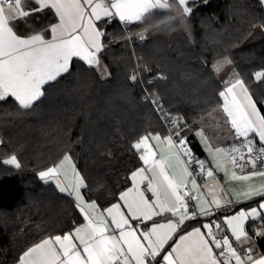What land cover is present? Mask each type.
Listing matches in <instances>:
<instances>
[{
	"label": "trees",
	"instance_id": "trees-1",
	"mask_svg": "<svg viewBox=\"0 0 264 264\" xmlns=\"http://www.w3.org/2000/svg\"><path fill=\"white\" fill-rule=\"evenodd\" d=\"M189 6L192 11L182 17L163 10L143 22L104 24L106 47L100 58L109 77L74 60L70 74L45 86L46 95L31 108L19 107L11 97L0 101V264H16L29 247L84 223L75 199L40 179L41 171L69 155L84 179L85 200L103 210L118 201L131 186V173L143 166L141 152L133 148L137 139L149 132L168 133L152 104L142 100V85L129 79L134 71L144 81L153 79L149 88L158 92L164 108L183 117L187 127L182 135L197 159L206 157L195 135L198 121L222 105L218 93L223 86L212 70L214 63L225 58L232 62L264 115V82L254 76L264 70V40L249 41L257 29H264L263 4L195 0ZM57 20L53 11L45 10L12 26L17 35L28 37ZM50 34L45 32V38ZM13 155L19 168L3 163ZM252 230L250 223L251 235ZM255 245L264 253V238H255Z\"/></svg>",
	"mask_w": 264,
	"mask_h": 264
},
{
	"label": "snow or ice",
	"instance_id": "snow-or-ice-1",
	"mask_svg": "<svg viewBox=\"0 0 264 264\" xmlns=\"http://www.w3.org/2000/svg\"><path fill=\"white\" fill-rule=\"evenodd\" d=\"M174 2L184 15L192 11L187 6L190 0ZM29 3L36 7L27 8ZM261 3L264 4V0ZM171 8L170 0H0V101L13 97L19 107L31 108L46 95L45 86H51L62 74H70L74 58L90 68L102 67L100 57L106 47L102 39L106 36L104 24L117 17L125 25L143 22ZM45 10L53 11L58 18L57 23L45 30L51 33V39H45V32L28 37L17 35L12 26L15 20ZM139 38H144L143 33ZM231 63L225 58L223 62L214 63L212 70L218 73L222 64ZM147 70L146 67L141 69ZM103 71L106 73V67ZM254 76L264 82V70ZM129 79L142 85V100L151 103L159 113L168 135L162 137L149 132L137 139L133 148L141 152L139 159L144 167L131 173L132 186L119 195L118 202L103 210L95 201H86L81 195L86 185L69 155H64L58 166L41 171L40 179H56L60 186L61 172L67 179V169L71 170L74 182L67 188L60 186V191L71 189L69 195L75 197L86 223L29 247L19 257L18 264H264V253L254 254L255 238H264V184H249L239 194L244 200L261 197L256 207L241 208L219 219L214 218L217 210L235 207L239 201L229 199L222 205L215 195L207 201L195 194L197 176L206 175L215 180L217 169L227 174L225 160L241 172L246 167L252 169L249 175L241 176L233 171V179L247 181L254 176L264 177V170H260L264 168V115L245 81L235 74L224 82L223 90L218 93L223 98L225 122L234 130V136L228 148L213 150L208 146L211 162L215 164L213 169L192 153L186 135H182L187 127L181 123L183 117L173 116L164 108L158 92L149 88L153 79L144 81L136 71ZM197 135L206 141L203 131ZM152 140L176 151L169 153L167 159L163 154L158 156L153 150L158 145L151 144ZM173 157L182 159L180 178L169 170L167 161ZM3 163L16 168L21 166L14 155ZM193 165L198 171H189ZM188 184L194 194L186 199L182 189ZM220 192L223 194V189ZM193 200L197 203L191 204ZM153 217L170 218L165 223H157ZM201 217L207 219L199 227L184 231L186 222H199ZM147 222H152L151 227ZM246 222H252V235L246 230Z\"/></svg>",
	"mask_w": 264,
	"mask_h": 264
},
{
	"label": "crops",
	"instance_id": "crops-1",
	"mask_svg": "<svg viewBox=\"0 0 264 264\" xmlns=\"http://www.w3.org/2000/svg\"><path fill=\"white\" fill-rule=\"evenodd\" d=\"M193 1H195V0H190V2H193ZM259 1L261 2V0H259ZM187 6L190 7L189 4ZM263 6H264V4H263ZM170 10L174 13V15H177V16L178 15H184L182 8L178 4H176L175 2L172 3V8ZM113 20H117L118 22H120L118 17L114 18ZM57 22H58V20H57ZM49 39H51V34H50V38ZM260 40H264V29H257L253 33L251 38L249 39L250 42H257V41H260ZM74 60H80V59L79 58H74L73 61ZM216 74H217V77L219 78L222 86L224 87V82L229 80L230 78H232L235 74H237V72H234L233 68H231L230 66L226 65V66H222L220 71L218 73H216ZM62 75H64V74H62ZM11 98H13V97H11ZM222 105H223V98H222ZM222 105L220 106L221 111H222ZM197 133H198V131L195 133L196 138H197V140H198V142H199V144H200V146H201V148L204 151V154L206 156L205 158H202V159H199V160L206 161L207 167L214 169L215 168V164H213L211 162L212 161V156L209 154L208 149L206 147H204V145H203L202 141L199 139ZM166 135H168V133L165 134V135H161V136L163 137V136H166ZM150 143L153 144V145H158V147H155L153 150L157 153L158 156L160 154H163L165 159H167V157L169 156V153H174L176 151L175 148H169L165 143H160V142L155 141V140L150 141ZM230 145H231V143H227L226 145L223 144V143H220V145H215V146H220L222 148H228ZM167 162L170 165V169H169L170 172L174 176H176L177 178H180L183 175V162H182V159L181 160H177L176 158L173 157L170 161H167ZM142 163H143V161H142ZM142 167H144V164H143ZM224 167L227 169V174L225 173V171L217 169V170L214 171L215 180L209 179L206 175H204L203 177L198 176V178H199V181H197L198 188H197V191H196L195 194L197 196L201 197L202 199H206L207 201H211L213 199V196L215 195L216 198L221 200L222 205L229 199H231L233 201H239V203L235 204V207H222L219 210L221 218L224 217V216H230L233 212L238 211L241 208L246 209V210H250L251 208L256 207L257 206V202L261 200V197H254L252 200H244L242 195H239V194H241L244 190H246V186L249 185V184L256 185V186L264 184V177L254 176V177H251L247 181H245V180H236V179H233L232 176H231V173L233 171L236 172L237 176H241V175H249L250 172L252 171V169L250 167H246L243 170V172H241L238 168H233L231 163L228 162L227 160L224 161ZM66 168H67V166H66ZM193 169H194V171H198V169L196 168L195 165H193ZM189 171H190V169H189ZM61 174H63V171L61 172ZM131 186H132V182H131ZM141 187H143V186H141ZM186 187L190 188L191 191H192V188H191L190 184H188ZM186 187H184V188H186ZM184 188L182 189V193L185 196ZM220 189H223V194L220 192ZM192 193H193V191H192ZM148 195L150 196L151 194L149 193ZM185 198L187 199L186 196H185ZM117 202H115V203H117ZM196 203H197L196 200L191 201V204H196ZM191 204H190V207H191ZM237 207H240V208L238 210H235V208H237ZM155 218H157V217H153V220ZM168 218H170V217H168ZM214 218H216V217H214ZM206 219L207 218L201 217L199 222L194 227H199L200 223L204 222ZM165 222H166V219L163 220V221H159L157 223H165ZM192 222H194V221L186 222V225L184 227V231H191V229L193 228V227L192 228L190 227ZM84 223H86L85 220H84ZM147 223H149V222H147ZM250 223H252V222H246V230H247V232H248V225ZM149 227H151V224H149ZM180 234H183V232H181ZM248 234H249V232H248ZM249 235H251V234H249ZM256 253H259V250H257L256 245L254 244V254H256ZM16 264H18V262Z\"/></svg>",
	"mask_w": 264,
	"mask_h": 264
},
{
	"label": "rangeland",
	"instance_id": "rangeland-1",
	"mask_svg": "<svg viewBox=\"0 0 264 264\" xmlns=\"http://www.w3.org/2000/svg\"><path fill=\"white\" fill-rule=\"evenodd\" d=\"M182 16H185V15H178V16L174 15V17H182ZM125 33H126V38L128 40H130L131 39L130 31L126 30ZM223 61L224 60H222L220 62H223ZM226 65H228L231 68H233L231 66V64H222L221 67L222 66H226ZM101 66H102L101 68H97V70L100 72L101 76L103 78L109 77V73H108L107 69H106V73L103 71V68L105 66L103 65L102 62H101ZM233 70H234V68H233ZM234 72H236V71L234 70ZM149 104H151V103H149ZM226 119H227V117L221 111L220 107L215 108L213 111H211L210 113L206 114L205 116H203V117H201L199 119V121H198L199 128L196 130V132L197 131L198 132L203 131L204 136L206 137V141H203L200 136H198V137L202 141L204 147H206L208 149V146L211 145L213 150H214L216 147H220V146H215V145H220V143H223L225 145L227 143H231L232 144L234 131L230 129V124L225 122ZM71 162L75 166L76 171L78 172L75 163L72 160H71ZM58 179L60 181V186H63V187H66V188L68 187V185L70 183L74 182V178L72 176V172H71L70 169H67V179L65 178L64 173L59 175ZM44 182L53 183L60 190V186L57 185V180L56 179H47V180H44ZM82 189H81V195H83ZM70 190L71 189L68 188V190H66L65 192H62V193L69 195V191ZM72 197L75 199L74 196H72Z\"/></svg>",
	"mask_w": 264,
	"mask_h": 264
},
{
	"label": "built area",
	"instance_id": "built-area-1",
	"mask_svg": "<svg viewBox=\"0 0 264 264\" xmlns=\"http://www.w3.org/2000/svg\"><path fill=\"white\" fill-rule=\"evenodd\" d=\"M120 23H121V25L124 26V23H123V22H120ZM157 113H158V112H157ZM158 114H159V113H158ZM180 117H181V116H180ZM163 122H164V121H163ZM164 124H165V122H164ZM165 127H166V124H165ZM166 129H167V127H166ZM167 132H168V130H167ZM258 168H260L259 162H258ZM189 169H190V171H194L193 166H192L191 168H189ZM260 170H264V168H260ZM197 181H199L198 176H197ZM184 194H185V196H186L187 198L193 196V193H192L191 189L188 188V187L184 188ZM215 217H216L217 219L221 218V216H220V211H219V210H217V211L215 212Z\"/></svg>",
	"mask_w": 264,
	"mask_h": 264
}]
</instances>
